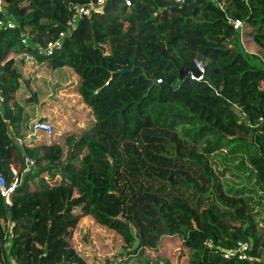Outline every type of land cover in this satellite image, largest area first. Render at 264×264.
Returning <instances> with one entry per match:
<instances>
[{
	"label": "trees",
	"instance_id": "trees-1",
	"mask_svg": "<svg viewBox=\"0 0 264 264\" xmlns=\"http://www.w3.org/2000/svg\"><path fill=\"white\" fill-rule=\"evenodd\" d=\"M95 1L0 0L15 26L0 31V173L22 164L0 197V264H87L70 241L81 217L120 238L105 264H177L170 238L183 264H264V0H106L68 31ZM73 79L68 105L56 95ZM75 98L84 127L18 149L38 108ZM238 243L247 258L224 259Z\"/></svg>",
	"mask_w": 264,
	"mask_h": 264
},
{
	"label": "rangeland",
	"instance_id": "rangeland-1",
	"mask_svg": "<svg viewBox=\"0 0 264 264\" xmlns=\"http://www.w3.org/2000/svg\"><path fill=\"white\" fill-rule=\"evenodd\" d=\"M198 41L201 42L200 39H198ZM228 48V50H230L231 45H228ZM72 83L75 84L76 81L73 79ZM73 88L74 87H71L70 90L73 91ZM80 102L81 100L79 98H75L73 101L74 106H69V108H67L66 106L62 107L64 111H62L61 114H63L65 117L69 118L72 121L74 120L75 115L77 119L81 120L80 123H78V127L81 128L86 125L85 117L89 109L83 105L81 107ZM51 113L52 111L50 109L44 107L43 114L45 117L51 116ZM77 119H75V121H77ZM57 126L60 127L59 125ZM53 128H55V126H53ZM15 159H17V157H15ZM29 165L30 164L28 163L25 165L26 171L28 170ZM21 166L22 164H20V167ZM84 224L89 227L88 223H83V219L81 217L73 230V235L70 240L72 245L79 252L81 257L85 260L87 264H105L106 258L112 255L114 250L121 244L120 238L116 233L104 227L101 228L95 225L94 227L88 229L87 227H84ZM178 243L179 241L177 239H167L163 244V249H160V251L165 256L170 257L173 262H177V264H183L185 260L183 258V254L179 253L180 243ZM55 260L56 259H54V261Z\"/></svg>",
	"mask_w": 264,
	"mask_h": 264
},
{
	"label": "built area",
	"instance_id": "built-area-1",
	"mask_svg": "<svg viewBox=\"0 0 264 264\" xmlns=\"http://www.w3.org/2000/svg\"><path fill=\"white\" fill-rule=\"evenodd\" d=\"M106 0H96L95 2H89L87 5L80 6L76 8L74 11H72L70 18L66 22V28L69 31L70 29L75 27V24L78 19L82 17H89L92 13L100 14L102 12V7L104 5ZM125 6H130L131 0H122ZM175 3H181L183 0H172ZM228 24L232 26L233 30H242L243 23L240 20H227ZM15 26L11 21H0V31L6 30V29H13ZM67 35L65 31H62L59 33V38H64ZM23 44L26 43V37L24 36L21 40ZM62 40L56 39L54 41L50 40L47 42V44L43 47H39V53L45 57L52 56L55 51H58L62 48ZM193 69L198 70L199 76H197L193 71L189 74L190 80L193 81H201L203 80V76L205 73V68L202 63L199 61L194 62ZM157 83H161V80H157ZM96 93V92H94ZM3 102V97L0 94V103ZM34 132H44L47 135H50L52 131L54 130L53 126L49 123H42L39 122L33 126ZM25 164H30L29 166L33 165V161L29 158H24ZM13 177L10 181H7L5 177L0 173V197L9 199L10 196L13 195L16 188L20 185L21 178L17 175L15 170H12ZM248 250V244L247 243H238V246L236 249L228 250L223 253L224 259H230L234 256H237L240 260H245L247 258L246 252Z\"/></svg>",
	"mask_w": 264,
	"mask_h": 264
},
{
	"label": "crops",
	"instance_id": "crops-1",
	"mask_svg": "<svg viewBox=\"0 0 264 264\" xmlns=\"http://www.w3.org/2000/svg\"><path fill=\"white\" fill-rule=\"evenodd\" d=\"M73 85L75 86L74 83L70 82V85H69L70 87L69 86L68 87L66 86L67 89H62L60 92L57 93L56 97L58 99H65V102L68 103V105H69V101H71V100H69V98L74 97V95L72 93L73 91L71 92V90H70V88L73 87ZM56 97H55V99H56ZM55 104H56V106H55ZM72 104H73V102L70 103V105H72ZM68 105H63V103H60L59 101L54 102V105L51 104V106H52L51 116L55 119V123L52 124V125L55 126L54 129H55L57 135L63 134L66 131L70 130L71 129V125L73 123H76L77 122V126H78V123H80L79 121H75V119H77L75 117V115H74V120L72 121L69 118L65 117L63 114H61V112L64 111V109L62 107H65L66 106L67 108H69ZM58 106H61V107H58ZM81 107H82V105H81ZM38 109L41 110V115H42L44 108L43 109L38 108ZM37 114H38V110H37ZM46 117H49V116H46ZM57 125H59L60 127H58ZM28 130H29V128H28ZM32 137H35L36 138V141L35 142H36V146L37 147H43V146H46L49 143V136L46 133H44V132H36L34 134H30V131H29V133H28L27 136L22 137L21 139H17L15 141L16 146L18 147V149L22 150L23 147H25V146H29V147L32 146L33 145L31 143V138ZM16 160L15 159L12 160V163H11L12 164L11 165V168L12 169H11V171L12 170H15L16 173H17V171L21 168L20 167V164H21V162H20L21 161V155L19 154V152L17 153V159ZM25 172H26V168H25L24 171L22 170L20 173L23 174Z\"/></svg>",
	"mask_w": 264,
	"mask_h": 264
},
{
	"label": "water",
	"instance_id": "water-1",
	"mask_svg": "<svg viewBox=\"0 0 264 264\" xmlns=\"http://www.w3.org/2000/svg\"><path fill=\"white\" fill-rule=\"evenodd\" d=\"M192 71L197 75L199 76V72L198 70L196 69H192ZM41 118H42V115H41V110L38 109V114H37V117L35 119H33L30 123H29V131H30V134H34V130H33V126L39 122H41Z\"/></svg>",
	"mask_w": 264,
	"mask_h": 264
},
{
	"label": "clouds",
	"instance_id": "clouds-1",
	"mask_svg": "<svg viewBox=\"0 0 264 264\" xmlns=\"http://www.w3.org/2000/svg\"><path fill=\"white\" fill-rule=\"evenodd\" d=\"M94 92H96V91H94ZM53 126V125H52ZM35 133V132H34Z\"/></svg>",
	"mask_w": 264,
	"mask_h": 264
}]
</instances>
